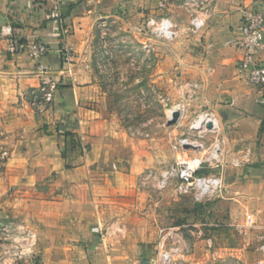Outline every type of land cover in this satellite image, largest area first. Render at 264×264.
Masks as SVG:
<instances>
[{
    "label": "crops",
    "instance_id": "crops-1",
    "mask_svg": "<svg viewBox=\"0 0 264 264\" xmlns=\"http://www.w3.org/2000/svg\"><path fill=\"white\" fill-rule=\"evenodd\" d=\"M184 3L0 0V150L6 147V174L10 179L23 177L30 184L56 178L67 181L70 189L62 201H41L57 212H48L44 219L58 216L67 207V218L53 219L54 231L50 223L39 230L41 264H154L160 229L155 211L165 206L168 197L149 181L141 183L139 177L161 163L160 151L153 138L145 136L149 134L133 136L104 116L94 103L102 98L101 91L84 61L93 22L113 13L170 20L175 41L165 45L171 53L162 54L158 62L160 71L175 68L165 119H170L176 104L185 107L170 136L184 132L183 119L189 113L212 110L220 121L228 159L224 156L223 167L207 172L221 175L218 194L224 214L228 209L227 222L264 226V88L248 83L245 74L238 72L243 52L237 46L243 12L264 8V0L196 2L193 8L205 17L198 31L189 26ZM7 26L25 42L43 40L49 47L47 55L33 60L24 51L9 50L10 35L3 31ZM64 50L73 53L76 63L63 60ZM258 58L264 60V45ZM39 63L48 67L57 87L54 100L37 113L29 97L40 84ZM67 128L79 136L82 146L90 147L82 161L70 168L65 167L69 158L61 155L69 147L68 138L59 133ZM95 225L108 228L107 234L95 232ZM214 231L199 243H215L219 235ZM207 258L215 259L216 253L208 252Z\"/></svg>",
    "mask_w": 264,
    "mask_h": 264
},
{
    "label": "rangeland",
    "instance_id": "rangeland-1",
    "mask_svg": "<svg viewBox=\"0 0 264 264\" xmlns=\"http://www.w3.org/2000/svg\"><path fill=\"white\" fill-rule=\"evenodd\" d=\"M188 16L189 26L193 29L190 14ZM151 18L160 21L166 17ZM149 19L138 13L99 16L87 37L88 59L84 61L93 75V82H97L101 91L99 96L102 98L94 103L102 109L104 116L135 134L133 136L144 137L147 133L149 136H145L152 137L156 142L155 149L160 151L157 157L161 163L147 168L139 177L141 183L149 181L154 187L153 173L158 174L176 163L178 153L173 145L181 135L188 134V124L199 111L189 113L183 119L185 130L182 134L175 132L170 136L179 119L175 124H167L164 108L170 102L166 96H171L175 85L172 80L175 68L160 71L158 62L163 58L162 54L171 53L165 45L175 41V35L172 38L159 36L154 27L148 26ZM71 55V63L74 64L76 61L73 53ZM158 74H162V78L159 79ZM218 137L221 138L220 131ZM87 146L89 144H84L82 149L76 147L72 151L66 149L69 163H80L83 154L90 148ZM5 148L0 150V264H41L44 258L39 230L50 223L54 231L56 225L53 219L58 217L61 221L67 218V207L55 216L57 212L47 209L41 201H62L67 198L69 185L67 181L51 177L34 184L27 183L23 177L10 179L5 171ZM224 154L223 149V158L225 156L227 160L228 153ZM225 164L223 159L217 167L220 169ZM173 185L174 180L162 191L155 188L160 195L166 193L168 197L165 206L159 205L155 211L159 228L175 232L174 240L180 247L179 254L170 264H260L264 260V226L245 227L238 222L230 225L227 222L228 209L224 214L225 206L220 202L223 199L220 194L197 201L191 194L173 195ZM48 212L56 213L44 219ZM213 231L219 235L215 243H199L200 240H207ZM172 241L167 235L165 245L171 246ZM208 252H215L216 258L209 260Z\"/></svg>",
    "mask_w": 264,
    "mask_h": 264
},
{
    "label": "built area",
    "instance_id": "built-area-1",
    "mask_svg": "<svg viewBox=\"0 0 264 264\" xmlns=\"http://www.w3.org/2000/svg\"><path fill=\"white\" fill-rule=\"evenodd\" d=\"M203 0H185L187 11L191 16V24L194 31L200 30L205 24V17L193 8L196 2ZM205 12V9H201ZM148 26L154 27V31L161 37L172 38L175 31L172 23L167 18L156 21L154 18L148 20ZM3 31L10 35L9 50L24 51L33 60H39L47 55L49 47L41 39L23 41L18 36L12 35L11 27L7 26ZM264 45V8L254 7L246 9L240 23V37L237 46L242 50V57L239 60L238 72L245 74L248 83L264 88V60L258 58V52ZM63 60L71 62L72 55L69 50L62 51ZM40 84L37 89L30 93L29 103L35 110L41 112L54 100V93L57 87L55 81L49 77V69L46 65L39 63ZM175 110L180 116L185 111L184 105L176 104ZM221 125L218 117L212 110L202 109L188 124V134L181 135L174 143L177 150V161L170 168L153 173L155 186L159 191L166 189L171 183L174 185L171 193L191 194L200 201L219 193L223 186L220 174L208 173L207 170L217 167L223 160L222 138L218 137ZM93 230L101 235L108 232V228L95 225ZM172 238L171 246L167 247L165 241ZM176 233L166 231L165 227L159 229V240L156 246L154 264H170L180 247L175 242ZM264 251V244L262 246ZM264 264V260L260 261Z\"/></svg>",
    "mask_w": 264,
    "mask_h": 264
},
{
    "label": "trees",
    "instance_id": "trees-1",
    "mask_svg": "<svg viewBox=\"0 0 264 264\" xmlns=\"http://www.w3.org/2000/svg\"><path fill=\"white\" fill-rule=\"evenodd\" d=\"M59 133H62V134H64L67 138H68V149L69 150H74L76 147H79V148H81L82 149V145H81V142L80 141H78V139L76 138L77 136H76V133L72 130V129H68L67 128V130L66 131H64V132H59ZM87 148H88V146H87ZM61 155H62V157L63 158H67V154H66V150H63L62 152H61ZM73 165L71 164V163H69L68 162V160L65 162V167L66 168H70V167H72Z\"/></svg>",
    "mask_w": 264,
    "mask_h": 264
},
{
    "label": "water",
    "instance_id": "water-1",
    "mask_svg": "<svg viewBox=\"0 0 264 264\" xmlns=\"http://www.w3.org/2000/svg\"><path fill=\"white\" fill-rule=\"evenodd\" d=\"M179 117H180V112L178 110L172 111L171 117L167 121V124L169 125L175 124L178 121ZM143 264H147V263L144 261Z\"/></svg>",
    "mask_w": 264,
    "mask_h": 264
}]
</instances>
